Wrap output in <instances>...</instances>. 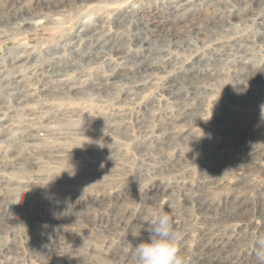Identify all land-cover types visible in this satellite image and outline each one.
Wrapping results in <instances>:
<instances>
[{
    "label": "rangeland",
    "instance_id": "374dc122",
    "mask_svg": "<svg viewBox=\"0 0 264 264\" xmlns=\"http://www.w3.org/2000/svg\"><path fill=\"white\" fill-rule=\"evenodd\" d=\"M18 57L0 77V264H136L142 218L170 209L185 264L223 239L210 258L256 264L264 0H0V71Z\"/></svg>",
    "mask_w": 264,
    "mask_h": 264
},
{
    "label": "clouds",
    "instance_id": "9594fccd",
    "mask_svg": "<svg viewBox=\"0 0 264 264\" xmlns=\"http://www.w3.org/2000/svg\"><path fill=\"white\" fill-rule=\"evenodd\" d=\"M260 115L264 119V104L261 105ZM170 212L175 213L176 210L170 209ZM170 212L151 211L142 218L144 227L141 234L147 232L148 237L134 245L132 254L136 264H185L180 247L183 237L175 228ZM132 235L140 237L135 232ZM255 244L256 264H264V235L256 238Z\"/></svg>",
    "mask_w": 264,
    "mask_h": 264
},
{
    "label": "bare ground",
    "instance_id": "6f19581e",
    "mask_svg": "<svg viewBox=\"0 0 264 264\" xmlns=\"http://www.w3.org/2000/svg\"><path fill=\"white\" fill-rule=\"evenodd\" d=\"M257 2L258 1H260V0H256ZM203 2H204V0H203ZM15 3V2H14ZM40 4V3H39ZM258 4V3H257ZM16 5V4H15ZM244 5V4H243ZM256 5V4H255ZM210 6V5H209ZM18 7V6H17ZM194 7V6H193ZM199 7V6H198ZM28 8V7H27ZM20 9V8H19ZM195 9V8H194ZM200 9V8H199ZM203 9V8H202ZM205 9V8H204ZM190 10V9H189ZM193 12V11H192ZM240 12V11H239ZM243 12V11H242ZM250 13V12H249ZM244 14V13H243ZM251 14V13H250ZM177 17V16H176ZM237 17V16H236ZM255 17V16H254ZM250 18H251V16H250ZM191 19V18H190ZM219 19V18H218ZM248 19V18H247ZM193 20V19H192ZM231 20H232V18H231ZM219 21H221V20H219ZM235 21V20H234ZM222 22V21H221ZM213 23V22H212ZM220 23V22H219ZM225 23V22H224ZM246 23H247V21H246ZM198 24V23H197ZM214 24V23H213ZM218 24V23H217ZM40 25V24H39ZM220 25H221V23H220ZM223 25V24H222ZM221 25V26H222ZM106 26V25H105ZM158 26H160V25H158ZM157 26V27H158ZM228 26V25H227ZM31 27V26H30ZM95 27V26H94ZM153 27V26H152ZM147 28V27H146ZM154 28H155V26H154ZM223 28V27H222ZM260 28V27H259ZM200 29V28H199ZM153 30V29H152ZM165 30V29H164ZM163 31V30H162ZM263 31V30H262ZM156 32V31H155ZM162 33V32H161ZM166 33V32H165ZM169 33V32H168ZM174 35V34H173ZM263 35V34H262ZM197 38V37H196ZM145 40V39H144ZM147 41V40H146ZM143 42H145V41H143ZM177 42V41H176ZM141 43H142V41H141ZM146 43V42H145ZM148 47V46H147ZM18 49V48H17ZM144 50V49H143ZM260 52V51H259ZM27 54V53H26ZM114 54V53H113ZM31 56V55H30ZM25 62V59L23 58V57H18V58H15L12 62H11V65H10V71H0V77H2L3 75H5L6 73H9V72H15L16 70H18V69H20L21 68V64H23ZM28 63V62H27ZM247 70V69H246ZM247 74V73H246ZM244 75V74H243ZM253 75V74H252ZM54 76V75H53ZM109 76V75H108ZM8 77H10V76H8ZM20 77V76H19ZM34 77V76H33ZM13 78V77H12ZM239 80V79H238ZM73 81V80H72ZM247 81H248V79H247ZM2 82L3 81H1V79H0V84H2ZM14 82H15V84H18V83H20L17 79H15L14 80ZM240 83V82H239ZM239 83H238V85H239ZM8 84H9V82H8ZM6 85V84H5ZM19 85V84H18ZM32 86V85H31ZM51 87V86H50ZM73 87V86H72ZM10 88V87H9ZM69 88V87H68ZM74 88V87H73ZM138 92V91H137ZM14 95V94H13ZM16 96V95H15ZM21 97V96H20ZM184 102V101H183ZM25 103V102H24ZM29 105V104H28ZM191 108V107H190ZM2 110V109H1ZM1 110H0V123H5L7 120H5L4 118H2L1 116H2V113H1ZM4 110V109H3ZM2 110V111H3ZM4 116V115H3ZM9 118V117H8ZM11 119V118H10ZM21 125V124H20ZM38 125V124H37ZM226 126V125H225ZM231 126V125H230ZM41 128V127H40ZM1 129V128H0ZM230 129V128H229ZM8 130V129H7ZM4 132V131H3ZM13 133V132H12ZM165 133V132H164ZM221 133V132H220ZM227 133V132H226ZM237 133V132H236ZM247 134V133H246ZM251 135V134H250ZM42 136V135H41ZM229 136V135H228ZM255 136V135H254ZM36 137V136H35ZM258 138V139H257ZM256 138V140H255V145H256V147L253 149V151H252V154L250 153V155H249V159H252L254 162H258V161H262V160H264V153H262L259 149L261 148L260 147V141L262 140L261 139V137L260 136H258ZM39 139V138H38ZM27 140V139H26ZM228 140V139H227ZM236 141V140H235ZM1 144V143H0ZM253 144V143H252ZM42 145V144H41ZM239 145H241V144H239ZM262 145V144H261ZM264 145V144H263ZM262 145V146H263ZM243 147V146H242ZM250 148V147H249ZM158 150V149H157ZM250 152V151H249ZM246 154V153H245ZM242 155V154H241ZM247 155V154H246ZM207 156V155H206ZM247 157V156H246ZM231 158V157H230ZM244 159H245V157H244ZM229 160V159H228ZM246 161V160H245ZM247 162V161H246ZM227 164V163H226ZM230 168L232 169V168H235V167H237L238 165H240V164H242V159H238V160H232V161H230ZM217 165V164H216ZM223 165V164H222ZM218 166V165H217ZM217 169V168H216ZM19 170V169H18ZM204 171V170H203ZM214 173V172H213ZM130 174V173H129ZM204 175V174H203ZM212 175V174H211ZM209 176V175H208ZM205 178V177H204ZM208 178V177H207ZM6 181V180H5ZM239 181V180H238ZM238 181H236V182H238ZM203 182V181H202ZM184 186V185H183ZM160 187V186H159ZM214 188V187H213ZM158 189V188H157ZM240 189V188H239ZM243 189H244V187H243ZM205 190V189H204ZM154 191V190H153ZM189 191V190H188ZM205 192V191H204ZM152 194V193H151ZM164 194V193H163ZM209 194V193H208ZM207 195V194H206ZM201 197V196H200ZM206 197V196H205ZM240 197V196H239ZM146 198V197H145ZM115 199V198H114ZM202 199H204L203 197H202ZM120 200V199H119ZM118 200V201H119ZM104 201V200H103ZM109 201V200H108ZM117 201V200H116ZM231 202V201H230ZM245 202V201H244ZM246 202H248V201H246ZM122 203V202H121ZM203 204V203H202ZM108 205V204H107ZM201 205V204H200ZM237 205V204H236ZM263 206V208H262V216L264 217V204H262ZM203 207V206H202ZM209 207V206H208ZM161 208V207H160ZM207 209V208H206ZM217 209V208H216ZM244 209H245V203H241L240 205H238L237 207H236V209H235V213H236V217L238 218H240V219H244L245 218V212H244ZM208 210V209H207ZM104 211V210H103ZM247 211V210H246ZM144 212H146V211H144ZM232 212V211H231ZM140 213V212H139ZM137 214V213H136ZM146 214V213H145ZM247 215V214H246ZM143 216V215H142ZM224 216V215H223ZM234 216V215H233ZM235 217V216H234ZM249 217V216H248ZM214 218V217H213ZM132 219V218H131ZM130 219V220H131ZM246 219V218H245ZM123 220V219H122ZM120 221V220H119ZM122 222V221H121ZM0 223H1V221H0ZM125 223V222H124ZM142 223V222H141ZM120 224V223H119ZM127 226V225H126ZM188 228V227H187ZM229 228V227H228ZM144 233V232H143ZM224 236V235H223ZM145 237H147V236H145ZM144 237V238H145ZM216 238V237H215ZM225 238V237H224ZM218 239V238H217ZM144 240V239H143ZM211 240V239H210ZM224 240V239H223ZM223 240H217L216 241V243H214V245H212L211 247H209V248H207V256L208 257H205V256H201V257H199V258H197L195 261H193L192 262V264H219L218 263V261H216V260H219V259H212V258H210V256H212L213 254H215L216 252H222V250H220V251H217L218 249H222V248H225V246H220L219 245V243L220 242H223ZM230 240V239H229ZM212 241V240H211ZM209 243H210V241H208ZM212 243V242H211ZM223 244H225L226 246L229 244L228 243V241L227 242H223ZM35 246V245H34ZM184 248V247H183ZM130 249V248H129ZM128 250V249H127ZM230 250V249H229ZM132 252V251H131ZM224 252V251H223ZM226 252V251H225ZM235 253V252H234ZM124 254V253H123ZM130 254V253H129ZM220 254V253H219ZM200 255V254H199ZM227 256V255H226ZM118 257H120V256H118ZM252 257V256H251ZM115 258V257H114ZM117 258V257H116ZM249 259H250V257H249ZM252 259V258H251ZM123 260V259H122ZM125 261H127V262H132V261H134L135 260V258H134V256L133 255H127V256H125V259H124ZM231 260V259H230ZM247 260H248V258H247ZM121 261V260H120ZM123 262V261H122ZM224 262V261H223ZM243 262V261H242ZM241 262V263H242ZM249 262V261H248ZM238 263V262H237ZM244 263V262H243ZM84 264V263H83ZM225 264V263H224Z\"/></svg>",
    "mask_w": 264,
    "mask_h": 264
}]
</instances>
